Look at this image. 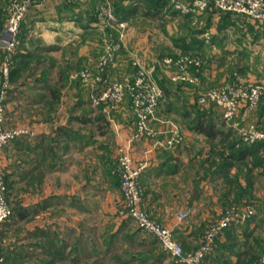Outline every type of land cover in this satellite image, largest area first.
Masks as SVG:
<instances>
[{
  "label": "crops",
  "instance_id": "0c3cea01",
  "mask_svg": "<svg viewBox=\"0 0 264 264\" xmlns=\"http://www.w3.org/2000/svg\"><path fill=\"white\" fill-rule=\"evenodd\" d=\"M106 2L110 1L34 0L22 21L4 103L5 126H25L33 135L11 140L2 151L1 165L13 210L0 225L2 264L98 262L99 225L108 223L112 213L116 215L114 208L119 201L115 171L118 148L135 129L128 98L109 120L101 106L90 104L89 86L78 76L83 67L94 68L101 50L100 36L112 32L104 29L95 15L96 7ZM117 2L111 0L113 9ZM121 4L124 13H129L124 20L137 14L144 17L141 2L123 0ZM217 10L209 7L198 16H209L204 26L202 22L190 23L202 32L183 37L186 42L201 40L197 51L209 55L207 60L212 55L218 61L239 63L243 55L258 58V49L264 48V26L243 15ZM205 32L210 34L211 45L204 43ZM134 33L127 21L122 47L105 69L104 83L133 75L135 62L149 70L154 81L157 75L172 83L168 79L170 69L162 64L164 56L160 53L149 56L142 46L143 59L131 54ZM208 75L207 70L200 69V79ZM227 78L224 75L221 81H229ZM188 86L174 85L166 94L159 85L163 98L151 125L160 134L154 139L136 138L131 148L135 160L148 164L140 175L145 207L154 219L172 230L185 253L197 249L203 228L242 191L248 192L238 203L262 196L258 178L249 184L242 170L236 173L235 165L230 166L227 177L222 172L212 174L214 165L205 169L210 144L185 125L190 118L185 113L196 103ZM248 108L240 107L238 119L255 116L263 121L262 106L252 114ZM170 117L178 119L182 127V142L168 149L154 146L156 139L167 135L169 121L173 122ZM179 212L185 214L182 219ZM258 219L223 230L204 264H219L231 249L234 253L229 260L234 263L237 252L254 244L255 239L257 251L260 246L264 250V218L260 220L262 226ZM229 228L233 229L231 233Z\"/></svg>",
  "mask_w": 264,
  "mask_h": 264
},
{
  "label": "built area",
  "instance_id": "2783aa9c",
  "mask_svg": "<svg viewBox=\"0 0 264 264\" xmlns=\"http://www.w3.org/2000/svg\"><path fill=\"white\" fill-rule=\"evenodd\" d=\"M7 14L0 31V225L12 215V205L8 200V182L1 165L2 151L11 140L32 136V130L25 126H5V100L10 83V70L16 51L17 39L22 21L34 0H5ZM85 2L87 0H74ZM174 10L188 15L192 24H196L198 16L207 8L213 7L221 11L240 14L264 26V0H172ZM95 15L104 29H115L107 34L102 53L96 60L94 68H82L78 76L89 86V102L92 106H101L109 120L112 112L128 98L135 118L133 134L118 148L115 171L119 178L118 191L122 197V206L117 209L121 219L133 220L137 228L151 234L159 242L162 250L176 262L182 264H204L205 258L212 253L218 236L231 225H238L250 220L255 210L250 204H231L224 208L221 215L209 223L203 230L201 241L192 252L185 253L182 245L175 239L170 228L154 219L144 205V189L140 175L147 167L146 160H135L131 155L132 143L136 138H156L160 131L151 125L155 110L163 98V91L151 77L150 71L135 62L136 71L132 76L104 83V71L112 63L120 51L127 21L114 13L113 7L104 3L96 7ZM204 43L211 45L210 34L205 32ZM162 64L170 69L168 79L174 83L195 86L199 83V72L202 59L198 54L180 53L164 56ZM264 93V82H242L236 76L219 87L209 88L198 93L196 103L201 106L214 104L220 110L221 118L229 124L241 142L251 144L264 142V130L255 125H244L235 120L240 106H255ZM167 135L156 139L154 146L168 149L181 143L183 139L180 127L171 121ZM183 212L178 218L184 217ZM185 256H184V255ZM3 257L0 255V264ZM259 264H264V255Z\"/></svg>",
  "mask_w": 264,
  "mask_h": 264
},
{
  "label": "rangeland",
  "instance_id": "374dc122",
  "mask_svg": "<svg viewBox=\"0 0 264 264\" xmlns=\"http://www.w3.org/2000/svg\"><path fill=\"white\" fill-rule=\"evenodd\" d=\"M109 1H110L109 4L112 5L111 0ZM2 2L3 4H5V8L7 9L6 1L2 0ZM169 3L170 4H168V8L165 10V14H161L160 17L157 16V17L145 18V16L143 17L142 15L137 14L135 16L129 17V19L126 20L130 23V27H132L135 30L134 35H131L132 36L131 40H133L131 43L134 44V48H135L133 49V52L131 54L138 57L139 59H143L140 56V55L143 56L144 54L143 51H141L140 49V47L142 46H145L146 52L148 53L150 52L149 56H151V54L153 53L152 55L153 57L156 56L157 53H160L161 56H171V55L183 53L179 50V48L175 46V43H179L183 37L189 38L194 28L198 25L191 26L190 20H187L184 16H182L178 12L173 13L172 12L173 7H172L171 1ZM6 14H7V11H6ZM208 21H209L208 15H201L200 18L198 17L197 19V22H202L203 24L202 26H204L206 22L208 23ZM115 32L117 35V30L112 29V34L114 33L113 34L114 36H115ZM107 34L108 33H106V35L100 36L102 41L100 42L101 50L99 49L100 50L99 55L102 53L103 44H104L103 42L107 38ZM125 34H126V30L124 31L123 40L125 38ZM103 37H104V41H103ZM206 50L207 52L209 51V49H206ZM258 50H259V53H257L258 58L256 59L253 57V60H252L249 56L245 57V55L240 56L241 57L240 61H242V63L228 62L225 60L218 61L217 57H213V55L212 57H209V60H207L206 56H209V55L205 54V52H203L202 54H199L202 59V66H201L202 71L207 70L209 72V75L208 77L205 76L204 78L203 77H201V79L199 78L200 81L197 85L188 86L190 87V89L192 88L191 89L193 91L192 96L194 97L195 102H196V97L199 92L205 91L209 88L219 87L220 85L224 84L225 82L221 81L224 75L228 76L227 80L229 81L233 80L234 76H238L239 80L242 82H264V48H261V49L259 48ZM186 53L188 52H185V54ZM125 69L126 68H124L123 70L125 71ZM210 72L213 73V75H210ZM125 76H123L122 78H124ZM122 78H111L109 82L120 80ZM158 79L164 81L166 84H169L172 87H174V85H177L174 83H170L164 76L162 77L160 76ZM155 81L158 83L157 79H155ZM180 85L181 86L183 85L184 87L186 86V84H180ZM263 105H264V93L261 95L258 103L253 107H249L247 109V112L249 114H252L257 109H258L257 112H259V108ZM199 108L200 110H206L208 114H213V115L221 114L219 113L220 110L214 104H207L206 106L199 105ZM239 109L234 118L235 120L240 121V123L244 125L253 124L259 127L261 130H264V119L263 121H260V122L258 121L257 118L255 119V116H253L249 120L238 119ZM170 120L178 124L182 132V127L179 124L178 119H175L174 117H170ZM225 125L227 128H229L232 131L234 136L238 138V135L236 134V132H234L230 128L229 124L225 123ZM117 179L119 181L118 177ZM258 180H259V191H260V194L262 195L260 196V198L250 197L248 200H246V202H243V203H238V202L233 201L229 203L227 206L231 204H238V205L250 204L251 206H253L255 210V214L251 218V220L253 221V220H257L258 218H260L258 219V222H259V225L262 226V224L264 225V223L261 224L260 220L261 218H264V188H263L264 187V176L259 177ZM250 193L252 195V192ZM117 196H118L119 201L117 202L118 205L116 206V208H114L116 210V215L112 213L113 214L112 216L109 215L107 217L109 220L108 223L99 225V229H98L99 237L97 239L98 253H99L98 262L92 263V264H123V262H127V261L128 262L126 264H130L132 260H134V258L137 257L138 252L142 250L145 252L151 253V257L148 258L146 261H144L142 264H182V263L176 262L173 258H171L169 254L164 252L159 242L157 241V239H155L154 236L144 231L142 232V236H145L147 238L146 244L144 245H141V240L139 237H137L134 243L131 245L128 244L126 241L122 240L121 237H117L116 239L111 240L112 242L109 240L111 233L115 232L116 230H119V227H123L122 231L125 233L135 232L138 230L133 220L129 218L121 219L120 217H118L117 209H119L123 205L122 204L123 202H122V197L120 193H118ZM101 201L102 200L100 199V202ZM101 205L103 206V204H100V207L103 208ZM242 226L244 225H241V227ZM203 230H202V233H203ZM202 233H201L200 241L202 238ZM149 240L154 241L153 243H151V247L150 245H148ZM110 242L111 244L108 245L109 247L108 248L107 244ZM262 255H264V250H262V247L260 246L259 247V258ZM132 264H138V263L135 260L133 261Z\"/></svg>",
  "mask_w": 264,
  "mask_h": 264
},
{
  "label": "trees",
  "instance_id": "16d2710c",
  "mask_svg": "<svg viewBox=\"0 0 264 264\" xmlns=\"http://www.w3.org/2000/svg\"><path fill=\"white\" fill-rule=\"evenodd\" d=\"M123 0H118L116 4H114V13L120 19H127L129 13H124V8L121 4ZM134 2H141L144 8L143 15L145 17H160V13L164 14L165 10L168 8L169 2L172 0H132ZM135 5V4H134ZM134 5L132 9L134 8ZM171 7V6H170ZM131 9V10H132ZM173 13L177 11L173 9ZM179 13V12H178ZM187 20H191L188 15H182ZM6 19V8L5 4L0 1V31L3 28L4 22ZM201 30H193L192 34L201 33ZM201 40L192 39L191 42H186L184 38L180 40L179 43H175V46L179 48V50L183 53L188 52L191 54H200L199 50L201 47ZM15 55V54H14ZM14 60V56H13ZM13 65V62H12ZM12 67L10 73H12ZM155 78L158 81V84L164 90L166 94H169L172 90V86L166 84L164 81L158 79L156 75ZM173 83V82H172ZM176 88L180 87L182 83H176ZM264 106H262V109ZM190 118L186 121V127L195 131L198 134H201L205 137L206 141L210 144L209 147V155L204 162H208V167L205 169H211L214 165L215 169L211 170L212 174L217 172H222L221 174L224 177L228 175V171L230 166H236V173L239 170L243 171L244 178L250 184L252 180L255 178L264 176V142L258 141L251 144H246L240 141L239 138L234 136L232 131L226 127L224 120L220 115L208 114L206 110H200L199 105L197 103L192 106L191 111L186 112ZM218 159V160H214ZM257 168L256 174L252 173V171ZM236 175V174H235ZM233 179L229 177L228 180ZM248 191H242L241 196L245 195ZM241 196L235 197L231 202H238ZM122 225V224H121ZM123 227H119V230L111 233L109 240L116 239L117 237H121L122 240L126 241L128 244H133L137 237L141 240V245L146 244L147 238L142 236V232L139 228L135 232L125 233L122 231ZM233 229H230L231 233ZM141 235V236H140ZM230 236V235H229ZM156 239V238H155ZM112 242V241H111ZM108 243V245L111 244ZM154 241L149 240L148 245L151 247V243ZM182 245V244H181ZM256 245V239L254 240V244L247 245L244 250L241 252H237V260L232 263L229 260V255L233 249L229 250L228 258L222 260L219 264H258L259 263V252L254 247ZM109 248V247H108ZM185 252V251H184ZM151 257L150 252L140 251L137 254V257L132 260L137 261L138 264H142L148 258ZM128 262V261H127ZM127 262H123L126 264Z\"/></svg>",
  "mask_w": 264,
  "mask_h": 264
},
{
  "label": "water",
  "instance_id": "95a60500",
  "mask_svg": "<svg viewBox=\"0 0 264 264\" xmlns=\"http://www.w3.org/2000/svg\"><path fill=\"white\" fill-rule=\"evenodd\" d=\"M184 255V254H183ZM185 256V255H184Z\"/></svg>",
  "mask_w": 264,
  "mask_h": 264
}]
</instances>
